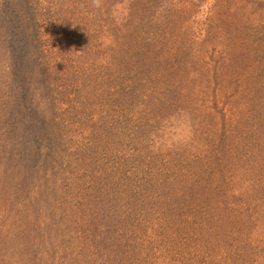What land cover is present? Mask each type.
<instances>
[{
  "label": "rangeland",
  "instance_id": "obj_1",
  "mask_svg": "<svg viewBox=\"0 0 264 264\" xmlns=\"http://www.w3.org/2000/svg\"><path fill=\"white\" fill-rule=\"evenodd\" d=\"M0 264H264V0H0Z\"/></svg>",
  "mask_w": 264,
  "mask_h": 264
},
{
  "label": "trees",
  "instance_id": "obj_2",
  "mask_svg": "<svg viewBox=\"0 0 264 264\" xmlns=\"http://www.w3.org/2000/svg\"><path fill=\"white\" fill-rule=\"evenodd\" d=\"M14 13V12H13ZM15 17L17 18V14H15ZM11 40H12V38H11ZM13 41V40H12ZM13 44H12V46H11V50H12V52H13V55H15V57L17 56V57H19V55H20V58H24L25 56L26 57H28V55H29V53H31V55H33V52H30V51H28V48H24L23 47V44L22 43H19V44H16V42H12ZM15 43V44H14ZM18 43V42H17ZM34 46V45H33ZM32 46V51H33V49H35L34 47ZM27 49V50H26ZM36 51V50H35ZM31 55H29V57L31 56ZM23 61H24V59H23ZM15 65L18 67V68H22L21 66H22V60H20V61H17L16 62V60H15ZM140 178L141 177H139L137 180H135V183H137V185L138 186H140ZM138 190H139V188H133V189H131V190H129V191H131L130 193H129V199L126 201L125 200V205H123V206H126L127 207V209L124 211L125 213H123L122 214V216H121V220H119V221H121V222H123V228L124 227H127V226H130V227H136V225H137V222L138 221H134V217H135V215L131 218V219H129V216L126 214V212H130L131 211V209H133V207H134V205H135V201L136 202H141V201H143L142 200V195H140V193H137L138 192ZM128 191V190H127ZM112 197V196H111ZM125 199H127V198H125ZM110 200L111 199H109V202H110ZM111 206V205H110ZM111 209H113V208H111ZM140 217V216H139ZM127 219V220H126ZM133 220V221H132ZM131 222H133L134 224H131ZM131 233H132V230H131ZM125 245V247L128 245V243L127 242H125L124 243ZM121 247H123V245L121 246Z\"/></svg>",
  "mask_w": 264,
  "mask_h": 264
},
{
  "label": "clouds",
  "instance_id": "obj_3",
  "mask_svg": "<svg viewBox=\"0 0 264 264\" xmlns=\"http://www.w3.org/2000/svg\"><path fill=\"white\" fill-rule=\"evenodd\" d=\"M93 4L95 7H99L100 6V0H93Z\"/></svg>",
  "mask_w": 264,
  "mask_h": 264
}]
</instances>
